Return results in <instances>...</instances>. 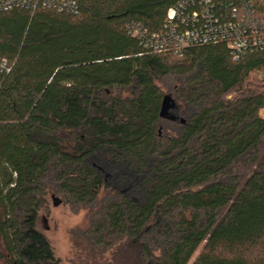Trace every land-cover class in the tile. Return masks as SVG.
Wrapping results in <instances>:
<instances>
[{
  "label": "trees",
  "instance_id": "trees-1",
  "mask_svg": "<svg viewBox=\"0 0 264 264\" xmlns=\"http://www.w3.org/2000/svg\"><path fill=\"white\" fill-rule=\"evenodd\" d=\"M78 1L0 14V260L60 264L36 224L52 194L85 211L86 262L264 264V51L149 52L127 24L158 32L178 0Z\"/></svg>",
  "mask_w": 264,
  "mask_h": 264
},
{
  "label": "built area",
  "instance_id": "built-area-1",
  "mask_svg": "<svg viewBox=\"0 0 264 264\" xmlns=\"http://www.w3.org/2000/svg\"><path fill=\"white\" fill-rule=\"evenodd\" d=\"M20 8L80 12L78 0H0V14ZM127 29L149 52L181 55L191 46L224 43L238 61L264 51V0H178L168 8L160 31L135 20ZM11 69L12 63L0 56V72ZM258 72L264 79V67Z\"/></svg>",
  "mask_w": 264,
  "mask_h": 264
},
{
  "label": "rangeland",
  "instance_id": "rangeland-1",
  "mask_svg": "<svg viewBox=\"0 0 264 264\" xmlns=\"http://www.w3.org/2000/svg\"><path fill=\"white\" fill-rule=\"evenodd\" d=\"M110 178L115 184H124V178L116 168L107 166ZM47 205L43 207L37 218V228L42 231L49 239L56 257L60 264H107L109 254L105 257H94L87 253V262L85 254L77 252L71 239L70 231L72 228L81 226L86 221L85 211L73 212L69 204L58 196L49 194ZM204 247L202 243L194 253L190 263L196 259ZM263 253V250H253L252 253ZM0 264H11L1 259Z\"/></svg>",
  "mask_w": 264,
  "mask_h": 264
},
{
  "label": "water",
  "instance_id": "water-1",
  "mask_svg": "<svg viewBox=\"0 0 264 264\" xmlns=\"http://www.w3.org/2000/svg\"><path fill=\"white\" fill-rule=\"evenodd\" d=\"M174 105V99L171 95L167 94L163 98L160 115L165 118L174 119L175 115L171 112V108Z\"/></svg>",
  "mask_w": 264,
  "mask_h": 264
}]
</instances>
